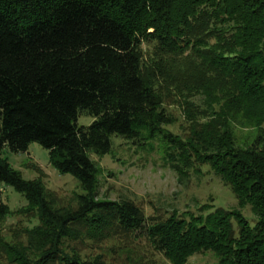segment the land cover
<instances>
[{
  "label": "trees",
  "instance_id": "16d2710c",
  "mask_svg": "<svg viewBox=\"0 0 264 264\" xmlns=\"http://www.w3.org/2000/svg\"><path fill=\"white\" fill-rule=\"evenodd\" d=\"M173 105L179 133L168 128ZM82 112L89 125L77 123ZM113 135L137 148L161 135L180 181L208 167L258 221L209 203L165 217L100 198L91 153H109ZM33 142L77 179L75 206L9 162L5 148ZM4 185L27 204L13 210ZM15 212L39 221L24 228L32 251L0 232L16 264H110L67 242L121 234L145 236L171 264L208 251L217 260L207 264H264V0H0V223Z\"/></svg>",
  "mask_w": 264,
  "mask_h": 264
},
{
  "label": "rangeland",
  "instance_id": "374dc122",
  "mask_svg": "<svg viewBox=\"0 0 264 264\" xmlns=\"http://www.w3.org/2000/svg\"><path fill=\"white\" fill-rule=\"evenodd\" d=\"M200 99L195 98L198 103ZM171 109L179 121L168 128L179 133L186 122L178 106L173 105ZM93 120L92 116L82 112L77 123L89 125ZM237 131L242 139L252 138L253 133L248 127H240ZM111 139L109 153L104 156L91 153V158L102 168L100 198L133 199L146 214L165 217L173 210L197 213L201 205L209 203L215 207L242 210L251 225L258 221L250 206L241 208L231 189L208 167L204 168L203 175L192 174L189 179L180 181L177 173L166 163L161 135L149 139V144L143 148L135 147L122 136L113 135ZM5 155L25 179H42L48 189L57 194L60 205L75 206V194L82 191L78 181L73 175L60 173L50 164L48 149L33 142L24 152L15 153L5 148ZM3 200L15 211L27 204L22 193L7 185L3 186ZM38 222L36 217L15 212L0 223L1 236L18 249L22 245L27 252L32 251L33 246L29 244L24 228H31ZM67 245L76 246L83 254H101L110 264H171L145 236L121 234L99 245L92 242L81 244L78 240H71ZM8 252L0 245V264H16ZM216 260V256L208 251L193 255L187 264H207Z\"/></svg>",
  "mask_w": 264,
  "mask_h": 264
}]
</instances>
